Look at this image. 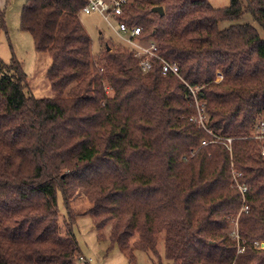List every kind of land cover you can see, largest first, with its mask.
I'll use <instances>...</instances> for the list:
<instances>
[{"label":"trees","instance_id":"16d2710c","mask_svg":"<svg viewBox=\"0 0 264 264\" xmlns=\"http://www.w3.org/2000/svg\"><path fill=\"white\" fill-rule=\"evenodd\" d=\"M87 2L27 0L21 12L22 30L51 56L57 97L27 94L21 63L0 61V264H79L70 205L79 189L96 235L128 264L138 250L153 264H264V143L249 137L264 120V36L249 23L218 25L250 11L264 29V0L126 4L118 20L140 26L182 78L163 74L158 59L144 72L125 44L94 52L80 16ZM0 18L5 29L1 8ZM183 80L200 87L208 127L233 138L231 151L191 120L197 108Z\"/></svg>","mask_w":264,"mask_h":264},{"label":"rangeland","instance_id":"374dc122","mask_svg":"<svg viewBox=\"0 0 264 264\" xmlns=\"http://www.w3.org/2000/svg\"><path fill=\"white\" fill-rule=\"evenodd\" d=\"M208 2L214 8H226L231 4V0H208ZM241 2L245 6L248 0H241ZM2 3L4 4L0 5V7L4 11L6 28H2V20L0 18V61L10 63L14 57L21 63L28 80L27 94L40 99L57 97L47 78L48 70L52 65L50 54L48 52H38L35 49L32 33L21 28V12L27 0H3ZM80 16L84 27L92 37L94 52L100 50L102 42L105 46L108 45L111 48H125L123 41L121 42L120 37L115 33L108 21L98 12L81 13ZM113 22L116 24L115 20ZM247 23L256 27L261 36H264L263 27H260L255 21L250 11H245L237 19L219 21L218 25L219 28L226 29L231 27V25ZM119 42L121 43L119 44ZM95 60L99 65H103L99 55L95 56ZM108 93L112 94V90L108 89ZM58 205L61 231L62 234H65L70 224L67 220V210L65 205H63L61 195L58 196ZM70 205L73 216L78 215L73 224V232L81 255L86 257L92 264H128L126 256L118 246H114L109 250L111 245L109 241L99 239L98 235H96L93 217L89 214H83L92 204L81 189L74 194L70 200ZM236 222L237 219L232 220L230 225L232 232L236 230ZM162 245L161 242L160 249H162L163 255L164 249ZM136 255V264H153L150 256L145 251L138 250ZM155 261V264L159 263V261ZM160 261L162 262L159 264H172L164 257ZM83 262V260H79V264Z\"/></svg>","mask_w":264,"mask_h":264},{"label":"built area","instance_id":"2783aa9c","mask_svg":"<svg viewBox=\"0 0 264 264\" xmlns=\"http://www.w3.org/2000/svg\"><path fill=\"white\" fill-rule=\"evenodd\" d=\"M132 0H88L87 4L82 8L81 13L89 14L92 11L98 12L101 16L108 21L109 25L115 31V33L120 37L121 42L132 50L134 57L139 62L141 69L144 72H148L153 68L154 59H158L161 61V70L162 73L173 74L178 77L180 76V66L176 62L167 61L163 59L158 53V45L154 40L146 39L141 37L142 30L140 26H129L124 21H119L118 17L121 16L124 12V7L126 4L130 3ZM116 21L114 24L113 21ZM217 81L223 79V75L221 73L217 74ZM182 78V77H181ZM184 81V80H183ZM189 91H190V102L195 105L197 108V114L191 118L194 123L204 129L207 133L212 135L215 140L212 142H223L229 151H231V143L233 138H225L222 136H216L213 134L212 130L208 127L207 115L205 112V107H203V103L200 100V87L191 86L188 82H185ZM249 137H253L260 142L264 143V120H260L256 123ZM208 141L204 140L203 144H207ZM264 155V147L261 150ZM234 179L236 180V184L241 190V193L244 194L248 191V186L246 184L240 183L237 181V177L240 175L236 170L233 171ZM242 211L248 212L249 205L245 202L242 207ZM235 238H239L238 232V221L236 222V230L232 232ZM260 246L264 247V243H261ZM243 250V249H240ZM80 260L89 261L86 257L81 255ZM90 262V261H89Z\"/></svg>","mask_w":264,"mask_h":264},{"label":"water","instance_id":"95a60500","mask_svg":"<svg viewBox=\"0 0 264 264\" xmlns=\"http://www.w3.org/2000/svg\"><path fill=\"white\" fill-rule=\"evenodd\" d=\"M153 10H154L155 12H157L158 14H160L161 16L164 15V10H163L162 7H154Z\"/></svg>","mask_w":264,"mask_h":264},{"label":"crops","instance_id":"0c3cea01","mask_svg":"<svg viewBox=\"0 0 264 264\" xmlns=\"http://www.w3.org/2000/svg\"><path fill=\"white\" fill-rule=\"evenodd\" d=\"M3 2V0H0V5L2 6L4 3H2ZM1 8V7H0Z\"/></svg>","mask_w":264,"mask_h":264}]
</instances>
